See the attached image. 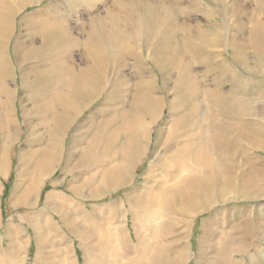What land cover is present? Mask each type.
<instances>
[{"label":"rangeland","instance_id":"obj_1","mask_svg":"<svg viewBox=\"0 0 264 264\" xmlns=\"http://www.w3.org/2000/svg\"><path fill=\"white\" fill-rule=\"evenodd\" d=\"M41 10L46 11L53 25L65 24L68 40L55 45L40 39V26H32L28 19ZM110 11L118 20L108 15ZM13 22L14 32L4 56L10 69L8 83L14 92L13 106L21 119V104L29 105L23 75L29 80L44 71L47 62L62 61L60 55L73 47L72 40L80 42L85 38L81 28L88 32L94 24L103 34L115 27L125 28L132 39L124 37L118 53L108 45L107 57L102 60L113 65L115 62L117 68L128 64L122 70L127 79L135 82L133 64L158 43L160 64L173 62L188 67L202 93L222 86L224 91L238 90L243 95L248 103L246 121L250 133V144L245 142L246 153L250 162H259L262 176L259 183L243 190V195L231 191L214 200L208 210L185 218L189 222L186 234L184 222L180 223L184 218L171 214L157 229L159 235L147 237L144 232L138 236L132 214L120 207L127 195L144 190L155 141L170 120L169 109L166 107L151 126L152 143L137 165L135 180L91 198L88 195L103 188L112 169L105 163L111 153L104 142L98 151L99 163H104L97 168L102 173L84 158L88 139L82 138L81 133L90 116L102 107L103 98L98 95L56 141L58 154L53 174L42 181L37 193L19 204H14L12 194L19 185L17 193L21 198L27 186L19 177L20 156L26 151L29 133L25 126L8 147L6 171L0 175V264H151L157 258L154 262L158 264H218L224 248L231 250L236 264H264V0H42L19 12ZM72 54L75 65L82 64L83 49L76 46ZM147 67L155 77L157 70L149 64ZM70 73L65 78H71ZM121 84L117 82L114 89ZM43 87L48 93L52 89L51 85H38L31 92L39 93ZM157 96L166 100L174 97L160 92ZM80 157L82 167L74 178L68 171ZM254 168L250 165V169ZM77 187L82 188L84 197L75 196L72 189ZM55 195L61 199H49Z\"/></svg>","mask_w":264,"mask_h":264},{"label":"bare ground","instance_id":"obj_2","mask_svg":"<svg viewBox=\"0 0 264 264\" xmlns=\"http://www.w3.org/2000/svg\"><path fill=\"white\" fill-rule=\"evenodd\" d=\"M41 1L0 0V175L5 174L8 147L19 130L25 126L29 132L25 141L26 151L20 156L22 169L19 174L20 180L26 182L27 186L21 198L17 193L19 185L16 187L12 194L14 204L24 202L30 195L37 193L42 181L53 174L58 154L56 141L62 139L65 128L98 95L103 98V104L96 115L90 116L81 133L82 138L88 139L86 156L84 152L82 154L91 166L100 167L102 160L99 163L98 151L99 145L104 142L111 153L105 163L112 169L108 168L110 171L103 188L88 195L91 198L101 197L135 180L137 165L148 153L152 143L151 126L159 120L166 107L169 109L170 120L155 141L144 190L141 194L127 195L126 200L121 201V211L133 216L136 235L144 232L149 237L159 235L157 229L170 219L171 214H179L184 218L180 223L184 222L186 234L189 228L186 219L208 210L214 205V200L231 191L238 196L243 195V190L259 183L258 179L262 176L259 162H250L246 153L245 142L250 144V133L246 121L248 103L244 101L243 95L238 94V90L224 91L218 85L216 89L202 93L196 78L188 72V67L173 62L160 64L158 43L153 44L154 49L146 57L141 54V58L133 64L135 82L127 79L122 70L128 64L121 65V62V67L117 68L115 62L114 65L108 64L109 61L104 59L107 57L106 48H110L108 45L113 46L118 53L119 42L124 37L131 38L125 28L120 30V27H115L110 33L105 30L107 36L99 32L94 24L88 32L81 28L85 38H79L80 42L73 39V47L60 55L62 61L58 64L57 61L47 62L46 69L29 80L23 75L22 84L29 105L21 104V119L13 106L14 92L8 83L10 69L5 63L4 52L14 32L15 16ZM108 15L111 16V11ZM46 16V11L41 10L28 19L32 26H40L41 29L37 30L40 39L55 45L68 40L65 24L53 25ZM113 20L107 22L115 23ZM76 46L83 49L80 65H75L73 61L72 49ZM148 64L152 65L154 71L157 70L155 77L150 75L152 72ZM69 72L73 76L65 78ZM167 77L170 81L174 80L171 81V87ZM117 82L122 84L114 89ZM38 85H51L52 89L48 93L43 87L39 93L33 94V87ZM159 92L164 96L171 93L174 97L164 100L157 96ZM82 161V157L78 158L71 171H68L69 175L72 173L74 178L78 177ZM250 165L256 168L252 170ZM98 172L102 173L100 169ZM68 173L64 172L66 175ZM57 185L55 182L54 186ZM81 189L77 187L72 191L75 196L84 197ZM54 197L61 199L60 195L50 196L49 199ZM8 251L13 253L14 249ZM221 254L223 257L218 264H236L232 261L231 250L224 248ZM155 260L150 263L158 264Z\"/></svg>","mask_w":264,"mask_h":264}]
</instances>
